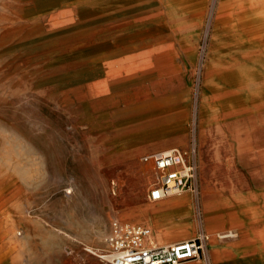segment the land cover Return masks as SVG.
<instances>
[{"label": "rangeland", "instance_id": "1", "mask_svg": "<svg viewBox=\"0 0 264 264\" xmlns=\"http://www.w3.org/2000/svg\"><path fill=\"white\" fill-rule=\"evenodd\" d=\"M122 1L0 0V264H106L113 220L154 224L140 156L192 145L198 192L180 196L196 228L168 241L241 224L258 251L235 263L264 264V0H170L177 45L107 78L105 10Z\"/></svg>", "mask_w": 264, "mask_h": 264}, {"label": "crops", "instance_id": "2", "mask_svg": "<svg viewBox=\"0 0 264 264\" xmlns=\"http://www.w3.org/2000/svg\"><path fill=\"white\" fill-rule=\"evenodd\" d=\"M168 1L170 2V0H124L105 10V17L117 18L111 29L101 39V48L106 49V55L101 56L100 64L103 66L107 78L132 74L131 71L154 61L165 50L177 45L174 39L179 29L173 28L176 26L173 23H179V20L172 19V14L167 10ZM148 200L136 208L151 219L148 211L151 200ZM171 202L173 201H167V203ZM203 202L206 204L205 200ZM183 218L181 217V219ZM229 226L228 223L220 221L217 226L211 227V229H207L206 225L203 228L209 234L208 253L212 264H236L235 261L254 255L258 251V247L251 242L253 237L250 228L245 225H235V229L238 230V235L235 237L221 238L222 234H226L222 233L218 238L216 233ZM155 235L156 233L152 229V240L160 243L157 242ZM197 263L198 260H191L180 264Z\"/></svg>", "mask_w": 264, "mask_h": 264}, {"label": "built area", "instance_id": "3", "mask_svg": "<svg viewBox=\"0 0 264 264\" xmlns=\"http://www.w3.org/2000/svg\"><path fill=\"white\" fill-rule=\"evenodd\" d=\"M140 159L150 163L154 172L155 180L148 193L151 201L185 191L198 192L196 146L152 151ZM151 233L149 225L113 220L100 258L106 264H180L191 260L210 264L206 233L168 243L154 242Z\"/></svg>", "mask_w": 264, "mask_h": 264}, {"label": "bare ground", "instance_id": "4", "mask_svg": "<svg viewBox=\"0 0 264 264\" xmlns=\"http://www.w3.org/2000/svg\"><path fill=\"white\" fill-rule=\"evenodd\" d=\"M253 40H254V44H251V42L248 44L247 40H245L244 38H241L240 41L237 43V47L244 49V48H247L249 45L250 46L252 45V47H258V48H261L263 46V38H261L260 36H256L255 39H253ZM263 49L264 48H261V51H263ZM145 60H147V59H145ZM164 66H166V65H164ZM242 67H244V66H242ZM157 68H158V66H157ZM164 69H162V70H164ZM239 69H240V67H239ZM172 85H177V83H176L175 80L169 79V81L167 83L164 82L162 84V87L165 86L163 88H167V87H171ZM160 87H161V85H159L157 88L159 89ZM243 96H245V94H243L241 96L238 94L235 97L242 98ZM166 198H168V197H166ZM166 198H163V199H160V200H157V201H152V203H154V204L149 207V210L151 211V213L152 214H155V216L153 218L154 219V224H150V226H151V229H153V231L156 233L155 236H156L157 242H160V243L161 242H167L169 240V238L175 237V236H179V237H183V236L184 237H189V236H192L194 234V232H195L196 222H195V220L193 219V216H192L193 215V210L191 209V207L187 206L190 203L189 199H186L185 197L180 196V194H178V195H171V197L169 196V198L167 200H164ZM169 200H172L173 202L167 203V201H169ZM172 213H175V214L181 215V216L190 214L191 215L190 216L191 217V220H190V223L188 224V226H186L184 223H182V224L179 223V226H178V229L176 230V233H173V234L170 233L169 230H166V229L161 230L159 228V230L156 231L158 229V227H160L159 224H161L164 221H168V219H170V216H171ZM183 221H187V220L184 219ZM231 234H232L231 237L232 236L233 237L236 236V233L235 232L234 233L231 232ZM226 236H230V233L222 234L220 237L222 238V237H226ZM247 261H248V259H247ZM256 261H258V260H256ZM253 264H255V263H253Z\"/></svg>", "mask_w": 264, "mask_h": 264}]
</instances>
